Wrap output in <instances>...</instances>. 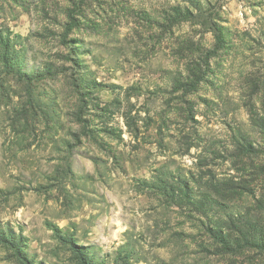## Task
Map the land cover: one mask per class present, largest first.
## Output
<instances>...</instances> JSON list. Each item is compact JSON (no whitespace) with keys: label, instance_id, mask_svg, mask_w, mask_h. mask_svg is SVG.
<instances>
[{"label":"rangeland","instance_id":"374dc122","mask_svg":"<svg viewBox=\"0 0 264 264\" xmlns=\"http://www.w3.org/2000/svg\"><path fill=\"white\" fill-rule=\"evenodd\" d=\"M260 240L264 0H0V264H264Z\"/></svg>","mask_w":264,"mask_h":264},{"label":"trees","instance_id":"16d2710c","mask_svg":"<svg viewBox=\"0 0 264 264\" xmlns=\"http://www.w3.org/2000/svg\"><path fill=\"white\" fill-rule=\"evenodd\" d=\"M218 232H220V230L218 231ZM239 232H240V234H241V241L243 242V241H248L249 239H250V233L248 232V230H246V231H244V230H239ZM221 233V235L223 234L222 232H220ZM216 234H218V233H216ZM12 236V235H11ZM217 237V236H216ZM251 238H255V236H253V237H251ZM12 239L14 240V238L12 237ZM252 240V239H251ZM15 241V240H14ZM220 242H222V244L224 245V246H226L227 244H230V242L229 241H227V237L225 236H223L222 235V239H220ZM260 242H261V244H260ZM259 248H261V247H263V245H264V241H262V240H260L259 242ZM78 251H79V256L82 258V260H83V262H84V264H91V262H90V258H88V256L89 255H86V254H84L80 249H78Z\"/></svg>","mask_w":264,"mask_h":264}]
</instances>
